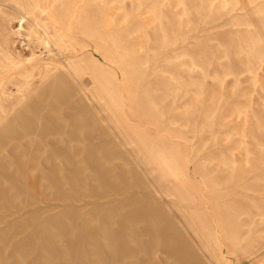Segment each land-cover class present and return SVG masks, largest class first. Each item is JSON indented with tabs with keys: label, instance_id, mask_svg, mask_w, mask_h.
I'll return each instance as SVG.
<instances>
[{
	"label": "rangeland",
	"instance_id": "1",
	"mask_svg": "<svg viewBox=\"0 0 264 264\" xmlns=\"http://www.w3.org/2000/svg\"><path fill=\"white\" fill-rule=\"evenodd\" d=\"M32 263L264 264V0H0V264Z\"/></svg>",
	"mask_w": 264,
	"mask_h": 264
},
{
	"label": "bare ground",
	"instance_id": "2",
	"mask_svg": "<svg viewBox=\"0 0 264 264\" xmlns=\"http://www.w3.org/2000/svg\"><path fill=\"white\" fill-rule=\"evenodd\" d=\"M20 248V247H19ZM25 250V249H24ZM20 251V250H19ZM22 251V250H21ZM33 264V263H32Z\"/></svg>",
	"mask_w": 264,
	"mask_h": 264
}]
</instances>
